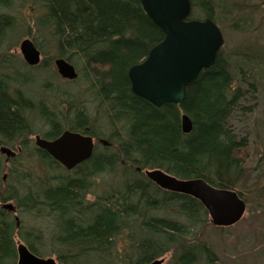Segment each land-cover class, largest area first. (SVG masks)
<instances>
[{
  "label": "trees",
  "instance_id": "trees-1",
  "mask_svg": "<svg viewBox=\"0 0 264 264\" xmlns=\"http://www.w3.org/2000/svg\"><path fill=\"white\" fill-rule=\"evenodd\" d=\"M191 2L192 19L215 22V0ZM29 5L37 20L7 14ZM20 28L42 54L47 48L40 70L10 55ZM163 39L140 0H0V148L15 149L12 158L0 153V264H17L19 243L59 264H150L169 255L173 264L216 262L198 240L209 219L202 203L159 188L145 171L234 190L247 139H237L232 121L254 111L264 66H232L221 51L181 105L157 108L132 93L128 72ZM56 59L78 72L59 88ZM46 77L43 90L31 85ZM41 129L46 140L69 130L109 146L96 142L93 157L68 171L30 140Z\"/></svg>",
  "mask_w": 264,
  "mask_h": 264
},
{
  "label": "water",
  "instance_id": "water-1",
  "mask_svg": "<svg viewBox=\"0 0 264 264\" xmlns=\"http://www.w3.org/2000/svg\"><path fill=\"white\" fill-rule=\"evenodd\" d=\"M140 4L148 18L163 32L164 39L150 50L145 60L129 69L131 91L157 108L166 104L181 105L186 99L187 88L203 71L214 67L225 46L224 33L211 19H191V0H140ZM20 51L28 66L36 67L41 63V52L31 39L21 43ZM55 65L63 79L74 81L78 78L76 67L69 61L58 59ZM182 130L184 134L193 130L187 115L182 116ZM35 145L68 171L89 161L95 150L92 137L69 130L52 141L37 136ZM1 152L11 155L6 148ZM145 176L163 190L201 202L210 222L217 227L235 226L247 211L246 202L237 191L216 188L203 179L180 180L161 170L145 171ZM4 208L14 211L11 204ZM164 263L165 259H161L150 264ZM18 264L59 263L52 257H38L26 245L19 244Z\"/></svg>",
  "mask_w": 264,
  "mask_h": 264
},
{
  "label": "rangeland",
  "instance_id": "rangeland-1",
  "mask_svg": "<svg viewBox=\"0 0 264 264\" xmlns=\"http://www.w3.org/2000/svg\"><path fill=\"white\" fill-rule=\"evenodd\" d=\"M215 5L218 8L215 23L223 31L226 41L222 49L224 58L229 60L232 66L244 65L247 59L264 66V0H215ZM17 7L15 12L7 14L15 16L18 21L24 17L32 22L41 15L39 10L32 9L31 5L23 9ZM36 11L38 12L35 13ZM14 32L18 33H12L10 40H18V43L10 55L12 59L22 58L21 42L28 38L36 45L37 42L33 34H24L21 28ZM42 59V62L47 61V48L46 53L42 54ZM53 65L51 69L59 77V81L52 82V79L46 77L45 82L40 78L31 85L43 90L47 82L56 84L57 88L66 83L67 80L57 74ZM79 90L81 91V87H78L77 91ZM39 97L44 99L40 95ZM255 101L252 114L237 115L232 121V130L237 139H247V147L242 151L246 157L243 165L245 174L234 187L246 202L245 216L240 223L228 228L213 225L209 217L208 223L198 234V240L214 252V264H264V86L258 88ZM247 105L252 107L254 104ZM43 131L47 130L39 131L41 137L44 136ZM35 137L36 135L30 137L33 144ZM164 264H173L170 255L165 257Z\"/></svg>",
  "mask_w": 264,
  "mask_h": 264
},
{
  "label": "flooded vegetation",
  "instance_id": "flooded-vegetation-1",
  "mask_svg": "<svg viewBox=\"0 0 264 264\" xmlns=\"http://www.w3.org/2000/svg\"><path fill=\"white\" fill-rule=\"evenodd\" d=\"M46 63H47V61H46ZM96 142H100V141H96Z\"/></svg>",
  "mask_w": 264,
  "mask_h": 264
},
{
  "label": "bare ground",
  "instance_id": "bare-ground-1",
  "mask_svg": "<svg viewBox=\"0 0 264 264\" xmlns=\"http://www.w3.org/2000/svg\"><path fill=\"white\" fill-rule=\"evenodd\" d=\"M82 134V133H81Z\"/></svg>",
  "mask_w": 264,
  "mask_h": 264
}]
</instances>
